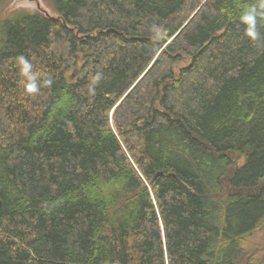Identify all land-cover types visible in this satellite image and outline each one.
Instances as JSON below:
<instances>
[{
	"label": "trees",
	"instance_id": "16d2710c",
	"mask_svg": "<svg viewBox=\"0 0 264 264\" xmlns=\"http://www.w3.org/2000/svg\"><path fill=\"white\" fill-rule=\"evenodd\" d=\"M13 1L0 264H264L248 249L264 229V20L257 44L238 20L252 0H47L55 18ZM19 55L52 86L25 95Z\"/></svg>",
	"mask_w": 264,
	"mask_h": 264
},
{
	"label": "clouds",
	"instance_id": "9594fccd",
	"mask_svg": "<svg viewBox=\"0 0 264 264\" xmlns=\"http://www.w3.org/2000/svg\"><path fill=\"white\" fill-rule=\"evenodd\" d=\"M239 24L244 28L245 37L253 44H257L261 40V34L258 28L259 22L264 20V0H252L248 6L244 7L238 17ZM151 31L156 37L163 32L160 25L153 24ZM15 66L21 77L17 82L28 96H35L41 92L42 88H50L53 84V78L43 71L34 70L32 61L24 56L15 57ZM103 79L102 72H96L89 77L86 85L87 95L94 96L96 87Z\"/></svg>",
	"mask_w": 264,
	"mask_h": 264
},
{
	"label": "rangeland",
	"instance_id": "374dc122",
	"mask_svg": "<svg viewBox=\"0 0 264 264\" xmlns=\"http://www.w3.org/2000/svg\"><path fill=\"white\" fill-rule=\"evenodd\" d=\"M20 9L40 11L49 17L58 15L52 10L47 0H14L5 10V13H13ZM248 249L264 255V229L256 232L249 240Z\"/></svg>",
	"mask_w": 264,
	"mask_h": 264
},
{
	"label": "water",
	"instance_id": "95a60500",
	"mask_svg": "<svg viewBox=\"0 0 264 264\" xmlns=\"http://www.w3.org/2000/svg\"><path fill=\"white\" fill-rule=\"evenodd\" d=\"M77 72V71H76ZM161 175V174H160ZM2 206H3V201L1 200L0 198V210L2 209Z\"/></svg>",
	"mask_w": 264,
	"mask_h": 264
}]
</instances>
